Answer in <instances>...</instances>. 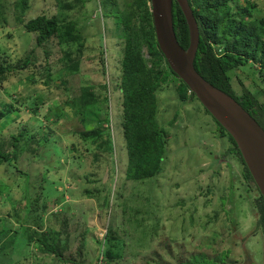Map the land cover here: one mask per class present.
<instances>
[{"label": "rangeland", "instance_id": "1", "mask_svg": "<svg viewBox=\"0 0 264 264\" xmlns=\"http://www.w3.org/2000/svg\"><path fill=\"white\" fill-rule=\"evenodd\" d=\"M2 1L7 7L9 22L0 23V62L13 65L35 48L31 59L41 70L45 54L41 47H35V35L26 32L14 19L12 0ZM59 1L74 6L60 9L57 0H30L27 18L41 13H65L77 23L82 38L80 43H70L68 47L54 42L48 44L52 77L66 80V84L58 81L59 86L56 87L42 81L32 83L24 77L30 72L25 70L11 75L0 85V99L4 103L16 102L18 109L20 107L2 120L0 141L5 136L3 133H19L21 130L23 133L18 137L16 154L19 172H16L17 179L10 188L11 196L0 198V217L13 216V225L18 224L16 219L20 218L25 205L22 185L29 183L32 191L44 188L43 203L45 199L62 197V202L54 208L68 218L69 234L63 236L62 243L68 240L65 253L78 259L79 264H98L96 240L103 238L105 227L102 226L107 223L113 237L126 242L122 256L110 264H117V261L120 264H145V258H148V264H153L151 259L157 258L158 254L164 255V262L173 263L175 260L171 256H184L174 255L177 253L175 245L179 250L195 247L194 251H200L204 240L215 237L214 233L218 234L217 240L225 238L221 248L229 246L236 254L233 256L239 257L236 264H261L263 240L261 234L254 230L256 214L249 202L256 197V190H249L240 181L243 180L241 164L234 155L223 156L228 139L218 135L219 129L212 116L205 112L196 97L181 100L171 83L156 92V119L159 126L169 133L162 169L142 180L125 178L127 152L121 126V94L117 87L123 40L118 36L114 17L103 15V0H82L84 8L79 7V1ZM96 3L98 6L95 7ZM256 3L263 13L264 0H256ZM116 5L123 8L124 0H117ZM65 53L79 60L78 68L72 72L67 68L69 62L63 58ZM257 68V65H246L232 71L234 87L239 93L242 92L240 80L246 86L251 79L259 81ZM36 77L40 78V75L37 73ZM89 83H106L110 97L106 102V114L102 113L105 102L101 103L99 114V118L109 116L106 123L109 136L103 133L95 143L74 134L73 130H82L83 125L80 115L75 112L77 99L72 105L69 102V98L80 92L82 85ZM251 88L255 89L254 84ZM96 91L101 93V88H96ZM96 126L94 123L84 128ZM108 139L112 141L111 151L106 145ZM26 147L29 148L25 151ZM94 152L101 154L99 163L93 161ZM230 168L241 176L240 180L232 176ZM70 169L76 174L77 178H74L79 184L67 181L70 174L66 175V172ZM89 173L92 175L88 176ZM86 176L95 181L86 183ZM84 188L94 189L95 193L84 194ZM47 203L49 205L50 201ZM58 220L53 218L54 227H58V223L55 224ZM168 242L171 244L166 247L161 245ZM37 244L31 243L27 258L18 264H48L49 255L31 252L32 248L37 249ZM204 246L202 250L215 255L212 247ZM111 253L117 257L119 250L112 248ZM19 255L13 251L10 257L16 260ZM221 259L218 263L223 264ZM8 262V258L0 257V264Z\"/></svg>", "mask_w": 264, "mask_h": 264}, {"label": "trees", "instance_id": "2", "mask_svg": "<svg viewBox=\"0 0 264 264\" xmlns=\"http://www.w3.org/2000/svg\"><path fill=\"white\" fill-rule=\"evenodd\" d=\"M57 1L60 9L74 6L69 2L60 3L59 0ZM75 1L81 2L79 7L84 8V1ZM116 1L103 0L101 3L104 9L103 15L114 17V22L119 31L118 36L123 40L117 87L121 94V126L127 152L124 176L128 180H142L161 171L162 160L169 139V133L159 126L156 119V92L168 87L171 83L181 100L195 98L196 96L189 90L185 82L170 69L157 44L150 0H124V7L121 9L116 5ZM241 1L188 0L199 30V44L194 58V67L205 80L233 97L264 129V12L259 11L256 0H243V3ZM11 5L15 12L14 19L20 22L26 32L35 35V47H41L44 52L45 64L40 70L39 65H36L35 61L31 59L35 48L13 65L1 61L0 85L11 75L25 70L30 72L25 74L24 77L29 78L32 83L42 81L46 85L54 84L56 87L59 86L58 81L61 84H66V80L52 77L53 73L48 61V44L54 42L56 45H66L68 47L70 43H80L82 38L79 35L77 23L66 16L65 13L59 15L41 13L27 18L28 11L31 8L30 0H12ZM94 6L96 7L98 4L96 3ZM172 15L177 41L183 48H186L189 44L187 24L180 7L175 1L172 5ZM8 22L7 7L0 0V23L5 24ZM144 52L148 57L145 56ZM63 58L65 62L66 60L69 62L67 66L69 72L78 68V58L71 56L70 53H65ZM246 65H257L258 68L255 70L258 72L259 81L256 82L251 79V81H248V86H246L240 80L242 92L239 93L234 87L232 71ZM37 73L40 78L36 77ZM253 84L255 86L254 90L251 88ZM96 88H101V93L97 92ZM100 97L102 98L101 101H99ZM36 98L39 99L40 97ZM76 99L75 112L80 115L83 129L75 128L73 130L74 134L77 133L80 138L85 141L89 140L91 143H95L103 133H107L109 136L108 128H106L109 116L99 118L102 111L101 103L105 102L104 111L102 112L105 115V108L108 107L106 102L110 99L106 83L82 85L80 92L69 98L71 105ZM16 101L18 102V100ZM36 108L37 106L33 109L35 112ZM19 109L16 102L4 103L0 99V124L2 120L11 115L10 113ZM204 110L210 114L205 108ZM212 119L219 129L218 135L226 136L228 139L227 147L222 153L223 156L228 157V154L231 153L241 164L240 174L242 177L230 168L232 176H236L238 179L241 177L243 180H239L249 190H256V197L251 198L249 202L252 204V211L256 214L254 230L261 234L264 246V197L256 187L233 138L213 117ZM93 122L96 123V127L92 129L84 128L86 125L94 124ZM100 127H102L101 130ZM21 131L19 133H3L6 137L4 136L0 141V198L1 196L5 198L11 196L10 188L17 179L16 172H19V170L16 154L20 140L18 137L23 135ZM31 137H34V135ZM111 142V139L106 141V145L110 149L108 151H111ZM28 148L26 147L25 151ZM93 155V161L99 163L98 160L101 154L94 152ZM76 157L75 159L73 157L75 161ZM69 174L67 181L75 183V185L79 184L77 179L74 178L76 177L74 171L70 169L66 172V175ZM90 175L92 173L88 174V176ZM88 176H86V183L95 181V179L90 180ZM81 182L84 183V181ZM249 182L252 184H249ZM234 183H236L235 179ZM3 185L7 188L3 189ZM34 189L32 191V188H29V183L22 185L25 205L22 208L20 218L16 219L17 225H13V223L15 224V220H12L13 216L12 218L9 216L0 217V223H2L0 224V257L8 258L9 262L7 264H18V261L27 258L28 247L31 243L37 242V249L32 248L34 250L31 252L35 251L49 255L51 258L48 264H79L78 259L65 253L68 240L66 239V242L62 243L63 236L69 234L67 230L68 218L65 217L63 212L54 211L57 203L62 202V197L52 198L51 200L45 199L43 203L41 199L44 188H40L37 192ZM83 193L93 195L95 190L84 188ZM48 201H50L49 205H47ZM54 217L59 219L57 222L55 221V224L58 223V227L60 226L59 230L55 229L58 227H54V224H52ZM102 227H105V233L102 239L97 238L98 240H96L99 248V255L96 258L98 264H110V262L116 258L118 260L122 256L126 242L122 238L113 237L109 223L104 224ZM217 235V233H214L213 236L215 237L204 240L200 251H194L193 248L195 247L189 250L187 248L179 250L178 246L175 245L174 249L177 253H174V255L184 254V256L183 258H177V256L170 255L175 260L173 263L164 262V255L162 257L160 254L157 258L151 260L153 264H215V262H220V258H222L221 263L223 264L239 263V257H234L236 254L231 247H220L225 238L217 240ZM170 242L161 245L166 247L171 244ZM204 245L212 247L211 249L214 250L215 255H210L202 250L205 249ZM112 248L119 250L117 257L111 255ZM13 251L20 254L16 260L10 257ZM116 263L120 264L119 261ZM144 263H149L148 258H145ZM261 264H264V257Z\"/></svg>", "mask_w": 264, "mask_h": 264}, {"label": "water", "instance_id": "3", "mask_svg": "<svg viewBox=\"0 0 264 264\" xmlns=\"http://www.w3.org/2000/svg\"><path fill=\"white\" fill-rule=\"evenodd\" d=\"M174 1L187 24L189 44L186 48L178 43L175 35L172 15ZM150 6L156 41L170 69L231 135L264 197V129L233 97L205 80L195 69L199 30L188 0H150Z\"/></svg>", "mask_w": 264, "mask_h": 264}]
</instances>
